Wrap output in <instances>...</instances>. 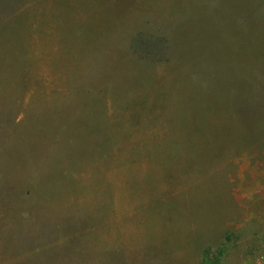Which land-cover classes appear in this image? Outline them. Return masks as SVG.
I'll list each match as a JSON object with an SVG mask.
<instances>
[{"label": "rangeland", "instance_id": "rangeland-1", "mask_svg": "<svg viewBox=\"0 0 264 264\" xmlns=\"http://www.w3.org/2000/svg\"><path fill=\"white\" fill-rule=\"evenodd\" d=\"M262 1L0 0V264H260L264 87L214 32Z\"/></svg>", "mask_w": 264, "mask_h": 264}, {"label": "trees", "instance_id": "trees-1", "mask_svg": "<svg viewBox=\"0 0 264 264\" xmlns=\"http://www.w3.org/2000/svg\"><path fill=\"white\" fill-rule=\"evenodd\" d=\"M259 6L261 7L260 9L263 10V1ZM244 7L247 16L243 14H234L225 27H220L217 24L216 29H218V31L222 29L225 31L214 32V42L215 47L217 48L214 51V54L215 60L220 57H225L226 60H229V62L231 61V66L234 65L235 71L229 73L231 75L237 74V77H234L235 81L233 85H235L240 93L244 94L245 99H247L250 96L249 94L253 92L255 88H258V86L264 87V82H261L260 84L254 79V75L259 73L258 71L255 73L254 63L259 61L260 63H263L261 66L264 65V16L261 15V13L260 16L257 15V13L249 14L248 12L251 11V6L248 3H245ZM252 10L256 9L252 8ZM163 41L165 42V40ZM226 44H228V48H226ZM162 50L166 54H168L169 50L171 51V49ZM154 52H157L159 55V50H135V61H142L144 62V65L142 64L140 66L150 67L147 69H151L153 68L154 61L158 60L156 59L158 56L153 55ZM164 53L162 52L160 56L164 55ZM211 59L212 55L209 57V60ZM159 61H161L160 58ZM254 82H256L257 85ZM245 99H239L240 102L237 100V103L240 104L244 102L243 100Z\"/></svg>", "mask_w": 264, "mask_h": 264}, {"label": "built area", "instance_id": "built-area-1", "mask_svg": "<svg viewBox=\"0 0 264 264\" xmlns=\"http://www.w3.org/2000/svg\"><path fill=\"white\" fill-rule=\"evenodd\" d=\"M260 264H264V257H263V259L261 260Z\"/></svg>", "mask_w": 264, "mask_h": 264}]
</instances>
